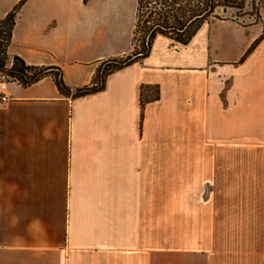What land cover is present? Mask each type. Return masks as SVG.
<instances>
[{"label": "crops", "instance_id": "0c3cea01", "mask_svg": "<svg viewBox=\"0 0 264 264\" xmlns=\"http://www.w3.org/2000/svg\"><path fill=\"white\" fill-rule=\"evenodd\" d=\"M135 5L26 0L8 54L88 86L132 52ZM3 83L0 264H264L260 22L211 19L186 46L158 36L76 99L51 77Z\"/></svg>", "mask_w": 264, "mask_h": 264}, {"label": "trees", "instance_id": "16d2710c", "mask_svg": "<svg viewBox=\"0 0 264 264\" xmlns=\"http://www.w3.org/2000/svg\"><path fill=\"white\" fill-rule=\"evenodd\" d=\"M26 0H20L3 18H0V76L6 82L28 87L44 77H51L58 91L73 99L103 90L106 78L131 64L146 58L156 37L161 36L186 46L199 28L211 19H221L217 12L240 10L245 0H136L132 32V52L122 58L111 59L99 67L88 86L69 89L62 73L56 67L28 66L17 56H9L12 31L18 11ZM259 37L248 50L250 53L260 42Z\"/></svg>", "mask_w": 264, "mask_h": 264}, {"label": "rangeland", "instance_id": "374dc122", "mask_svg": "<svg viewBox=\"0 0 264 264\" xmlns=\"http://www.w3.org/2000/svg\"><path fill=\"white\" fill-rule=\"evenodd\" d=\"M217 16L220 18H233L235 20H242L243 22L258 23L260 22L264 29V9L258 4L257 0H245L242 9L231 10L227 9L225 13L218 11ZM125 25L127 27L133 22V13H129L125 18ZM112 65L101 64L102 69H106ZM1 81H6L4 77L0 76Z\"/></svg>", "mask_w": 264, "mask_h": 264}, {"label": "built area", "instance_id": "2783aa9c", "mask_svg": "<svg viewBox=\"0 0 264 264\" xmlns=\"http://www.w3.org/2000/svg\"><path fill=\"white\" fill-rule=\"evenodd\" d=\"M258 4L264 9V0H257ZM8 101V97L4 93V83L0 80V102L6 103Z\"/></svg>", "mask_w": 264, "mask_h": 264}]
</instances>
